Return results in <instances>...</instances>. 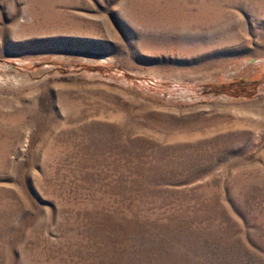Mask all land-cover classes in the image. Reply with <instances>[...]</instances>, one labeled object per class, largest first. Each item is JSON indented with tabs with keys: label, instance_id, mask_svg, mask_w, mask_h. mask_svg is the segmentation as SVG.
<instances>
[{
	"label": "rangeland",
	"instance_id": "rangeland-1",
	"mask_svg": "<svg viewBox=\"0 0 264 264\" xmlns=\"http://www.w3.org/2000/svg\"><path fill=\"white\" fill-rule=\"evenodd\" d=\"M0 264H264V0H0Z\"/></svg>",
	"mask_w": 264,
	"mask_h": 264
}]
</instances>
